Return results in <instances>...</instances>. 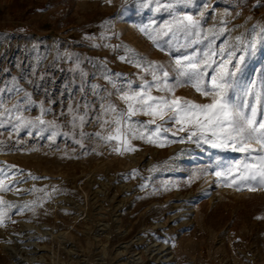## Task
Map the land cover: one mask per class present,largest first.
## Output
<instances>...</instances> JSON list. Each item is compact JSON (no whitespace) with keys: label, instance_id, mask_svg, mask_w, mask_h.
<instances>
[{"label":"rangeland","instance_id":"rangeland-1","mask_svg":"<svg viewBox=\"0 0 264 264\" xmlns=\"http://www.w3.org/2000/svg\"><path fill=\"white\" fill-rule=\"evenodd\" d=\"M179 10L195 16L205 10V28L226 21L229 31L217 46L264 25V0H196L195 6ZM168 18L167 12L125 0H0V88L11 87L15 78L35 101L51 107L45 118L64 124L63 131L71 130L66 124L71 117L60 115L67 105L79 103L83 112L91 101L95 108L83 130L99 131V101L91 85L113 91L103 76L105 65L113 76L125 74L120 80L136 78L139 69L119 59L125 47L167 63V51L157 49L137 26ZM76 63L85 76L70 71ZM243 78L258 87L264 80V36L247 54ZM176 94L202 100L191 87ZM4 96L8 105L16 102V93ZM112 100L123 107L115 93ZM25 115L35 117L39 108ZM9 131L0 129L5 142L0 162L16 165L24 176L40 177L15 187L58 191L35 211L11 210L0 226V264H264V188L237 190L219 183L212 169L198 171L214 165L217 157L235 160L239 153L203 146L198 149L204 160L192 163L190 145L196 146L190 143L158 147L133 140L137 151L118 153L115 141L94 135L84 137L81 146L78 134L53 141L50 133L29 136L27 130L9 139ZM154 165L164 170L151 173ZM0 196L17 205L35 198L29 191Z\"/></svg>","mask_w":264,"mask_h":264},{"label":"snow or ice","instance_id":"snow-or-ice-1","mask_svg":"<svg viewBox=\"0 0 264 264\" xmlns=\"http://www.w3.org/2000/svg\"><path fill=\"white\" fill-rule=\"evenodd\" d=\"M128 2L158 13H168L169 18L159 25L152 21L137 28L157 49L167 51L169 59L167 63L149 60L134 49L125 47V55L119 59L139 69L135 79L128 76L120 80L125 74L113 76L111 70L104 66V79L111 84L113 91L99 84L91 85L99 101L95 115L99 131L88 133L83 130L89 122L90 111L95 108L91 101L86 100L83 112L79 103L67 105V112L62 111L60 115L71 117L66 121L71 130L63 131L64 124L45 118L52 112L51 107H46L43 101H35L30 92L17 85L15 78L11 87L0 88V129L10 130L9 139L13 133L18 135L24 130L29 136L33 131L40 136L50 133L48 139L53 141L59 135L75 139L78 134L81 139L76 143L81 146L84 137L94 135L105 142L115 141L117 146L113 150L118 153L137 151L133 140H143L158 147L190 143L197 148L208 146L231 151L239 153V158L225 161L217 157L214 165L198 171L207 174L212 169L219 183L237 190L264 188V80L258 87L255 82L243 78L247 54L264 36V25L253 26L248 37L241 34L217 46L216 41L229 31L226 21H221L219 26L213 24L205 28V10H201L198 16L179 10L195 6L196 0H125ZM200 45L203 47H198ZM188 49L193 50L185 54ZM172 52L179 54L172 56ZM70 71L79 72L82 77L86 75L79 63ZM182 87H191L202 100L177 95L176 90ZM101 90L104 95H100ZM80 91L84 92L83 86ZM13 92L17 94L16 102L8 105L4 93ZM20 93H23L22 97ZM114 93L123 107L112 100ZM33 106L39 108V115H25ZM139 116L148 119H134ZM169 134L178 139H170ZM4 143L0 141V148ZM165 167L173 170L167 162ZM161 170H164L161 166L154 165L149 171L156 173ZM133 174L138 173L133 170ZM27 179L40 177L31 173L24 176L16 165L0 162V192L29 191L35 197L17 205L0 196V226L10 218L12 209L35 211L58 191L54 186L50 191L48 186L15 187Z\"/></svg>","mask_w":264,"mask_h":264},{"label":"bare ground","instance_id":"bare-ground-1","mask_svg":"<svg viewBox=\"0 0 264 264\" xmlns=\"http://www.w3.org/2000/svg\"><path fill=\"white\" fill-rule=\"evenodd\" d=\"M185 146V145H184ZM187 147H189V145H186ZM190 148H192L194 150V156L191 158V162L192 163H197V162H201L204 160V151L201 149H198L194 146L190 145Z\"/></svg>","mask_w":264,"mask_h":264},{"label":"trees","instance_id":"trees-1","mask_svg":"<svg viewBox=\"0 0 264 264\" xmlns=\"http://www.w3.org/2000/svg\"><path fill=\"white\" fill-rule=\"evenodd\" d=\"M63 1H66V0H63ZM72 103V102H71ZM73 105H75V102L74 103H72ZM67 109V108H66ZM261 221H263L264 222V213L262 214V216H261Z\"/></svg>","mask_w":264,"mask_h":264}]
</instances>
